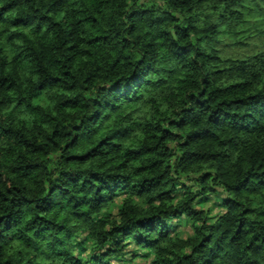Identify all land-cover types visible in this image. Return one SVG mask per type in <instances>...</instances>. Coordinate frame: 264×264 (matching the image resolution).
Returning <instances> with one entry per match:
<instances>
[{"label":"clouds","instance_id":"1","mask_svg":"<svg viewBox=\"0 0 264 264\" xmlns=\"http://www.w3.org/2000/svg\"><path fill=\"white\" fill-rule=\"evenodd\" d=\"M0 264H264V0L0 4Z\"/></svg>","mask_w":264,"mask_h":264},{"label":"trees","instance_id":"2","mask_svg":"<svg viewBox=\"0 0 264 264\" xmlns=\"http://www.w3.org/2000/svg\"><path fill=\"white\" fill-rule=\"evenodd\" d=\"M9 3L10 0H0V4H3L5 7H7Z\"/></svg>","mask_w":264,"mask_h":264}]
</instances>
